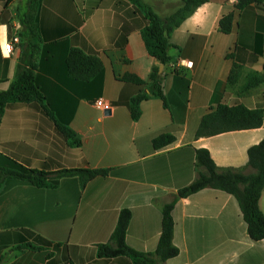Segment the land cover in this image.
I'll return each mask as SVG.
<instances>
[{
    "label": "crops",
    "instance_id": "crops-1",
    "mask_svg": "<svg viewBox=\"0 0 264 264\" xmlns=\"http://www.w3.org/2000/svg\"><path fill=\"white\" fill-rule=\"evenodd\" d=\"M31 1L13 0L6 13L7 0H0V92L15 79L22 54L16 44L6 55L4 42L23 31ZM37 1L43 42L36 81L51 110L82 143L72 155L56 148L52 122L28 106H15L0 125V167L9 157L39 168L47 163L51 170L76 165L111 171L85 187L77 176L62 178L54 188L0 180V264H133L127 256H98L97 245L110 241L120 210L129 208L128 245L155 252L163 207L173 201L179 254L158 264H264V240L250 237L233 194L205 188L178 196L197 176L198 148L208 149L219 167L253 171L248 151L264 139V122L212 136L196 133L203 116L219 104L264 108V83L240 93L243 76L263 71L264 1L240 9L239 0H208L188 16L172 32V59L163 69L168 105L156 96L145 99L138 120L128 103L142 88L122 77L130 73L148 81L158 65L141 33L143 14L130 0ZM143 1L162 18L183 5V0ZM227 15H232V30L224 33L220 20ZM73 47L97 54L102 73L88 81L72 78L66 58ZM234 65L241 66L242 78L230 84ZM100 99L111 105L110 113L98 107ZM163 133L176 140L155 149L153 139ZM260 208L264 213V190ZM28 230L53 244L24 248L35 243Z\"/></svg>",
    "mask_w": 264,
    "mask_h": 264
},
{
    "label": "trees",
    "instance_id": "trees-1",
    "mask_svg": "<svg viewBox=\"0 0 264 264\" xmlns=\"http://www.w3.org/2000/svg\"><path fill=\"white\" fill-rule=\"evenodd\" d=\"M11 1L13 0H7L6 2V13L8 4ZM130 1L135 6V12L139 11L144 16L146 23L141 24V33L148 52L158 60V65L153 67L148 81L130 73L122 77L123 81L134 83L142 88L128 103L132 118L138 120L142 114L141 102L143 100L156 96L164 101L165 106L168 105L164 92L166 73L164 70L160 72V66L167 67L171 62L169 49L172 46V32L208 0H183V5L166 18L160 17L143 0ZM263 1L239 0L238 7L242 9L252 2ZM37 7L38 1L32 0L22 20L24 28L19 33L22 54L15 79L7 90L0 92V125L10 108L19 105L28 106L35 113H39L52 122L56 140L53 143L54 146L62 151L67 148L70 151L69 154L72 155L73 149L77 153L79 152L78 149L82 141L69 126V123L58 118L51 110L45 94L36 81L35 71L38 68L41 43L43 42L36 22ZM7 23H10V20ZM220 28L224 33L231 32L232 15L224 16L220 20ZM66 68L72 78L88 81L102 73L104 64L97 54L87 53L81 48L73 47L66 58ZM239 78L240 80L242 78L241 66L239 69L238 65H234L228 81L233 84ZM263 83L264 67L262 72H248L243 76L240 93L249 92ZM263 122V107L252 109L244 104H219L203 116L196 136H212L227 131L257 128L262 126ZM175 140L174 135L163 133L153 139V146L155 149H161ZM248 155V167L253 169L250 173H246L240 168L219 167L208 149H196L195 166L197 176L191 183L179 189L178 196L185 198L205 188H214L233 194L238 200L244 220L248 225L250 237L259 241L264 240V213L260 208V198L264 190V139L250 147ZM110 171L109 168L76 165L51 170L47 163L39 168L8 157L5 165L0 167V180L14 178L37 187L54 188L62 178L77 176L82 187H85L94 178L109 175ZM174 207L175 201L167 203L163 207L162 233L155 252H140L128 245L126 233L132 218V211L129 208H123L120 210L117 225L110 241L97 245L98 256H127L132 259L133 264H158L159 261H166L177 256L179 248L174 243ZM27 232L35 243L29 241L23 245L24 248L38 250L53 244L34 231L28 230Z\"/></svg>",
    "mask_w": 264,
    "mask_h": 264
},
{
    "label": "built area",
    "instance_id": "built-area-1",
    "mask_svg": "<svg viewBox=\"0 0 264 264\" xmlns=\"http://www.w3.org/2000/svg\"><path fill=\"white\" fill-rule=\"evenodd\" d=\"M20 44V36L18 34H14L8 41L4 42L3 48L6 55H10L13 53L15 45ZM97 105L103 109H110L111 105L105 102L103 99L97 101Z\"/></svg>",
    "mask_w": 264,
    "mask_h": 264
},
{
    "label": "water",
    "instance_id": "water-1",
    "mask_svg": "<svg viewBox=\"0 0 264 264\" xmlns=\"http://www.w3.org/2000/svg\"><path fill=\"white\" fill-rule=\"evenodd\" d=\"M163 69H164V65H161V66H160V72H162ZM107 112L110 113V112H111L110 109H109Z\"/></svg>",
    "mask_w": 264,
    "mask_h": 264
}]
</instances>
